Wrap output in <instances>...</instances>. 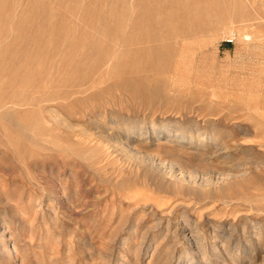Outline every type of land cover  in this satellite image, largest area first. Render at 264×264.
Returning <instances> with one entry per match:
<instances>
[{
  "label": "rangeland",
  "instance_id": "374dc122",
  "mask_svg": "<svg viewBox=\"0 0 264 264\" xmlns=\"http://www.w3.org/2000/svg\"><path fill=\"white\" fill-rule=\"evenodd\" d=\"M141 3L0 0L5 62L38 17L54 30L23 59L40 90L0 88L34 96L0 120V264H264V0L152 1L158 31L193 26L168 45L172 66L140 96L67 97L80 45L107 41L93 40L103 24L133 35ZM18 23L34 25L19 41Z\"/></svg>",
  "mask_w": 264,
  "mask_h": 264
},
{
  "label": "bare ground",
  "instance_id": "6f19581e",
  "mask_svg": "<svg viewBox=\"0 0 264 264\" xmlns=\"http://www.w3.org/2000/svg\"><path fill=\"white\" fill-rule=\"evenodd\" d=\"M141 1H142V3L139 5V9L142 10L143 14H139L134 19L137 26H134L133 30L130 31L133 33V35L129 32H126L128 34L116 32V30H120V31H126L127 30L125 26H120L122 24L121 22H117L118 25H113V24H111V25L106 24L105 25V24H103L102 26H99L95 30V36H97V35L98 36H102V35L105 36L106 35V37L109 38L107 41L97 43V44L94 41L93 44L92 45L90 44L89 47H87V48L85 46H88V45H85L86 44L85 42L82 45H80L78 43V45H80V48L77 50H79V53L81 51V53H80L81 56L80 55L78 56V53H77V56H76V54H75V56L73 55L74 58L69 59L72 57L71 55H70L71 57L67 58V61H68V59L72 61L73 59H75V57H77L76 59H80L78 57H82V59L80 61H77L76 63L74 62L75 64H73V62L71 63V61H68L74 65L73 66L75 69L74 71H76V73H78V74H77V77H75L73 79H71V76L69 75V79H71L70 80L71 82L68 81V82H70L69 85L67 84V82L64 81L65 78L63 79L64 84L66 83L68 85L65 87H67V88L70 87V90L66 94L67 97H71V96L78 97L79 95H83L86 93L89 94L88 92L91 91L92 89H97L99 91V94H104V93L109 94L111 92V90L115 89V88L116 89L121 88L129 94H132V95L137 94L140 96L149 90V88L151 86L150 82H153V81H150L149 76L151 74L148 75L149 72L154 73V74H161V73L165 72L166 67L172 66L171 60L169 58H170V55H173V54L171 53L172 50L168 49V45L175 46L174 42H176V44H177V38L176 37L179 34L185 33V35H187L186 33H188L189 31H191V32L194 31V30H192L193 26H190L187 29H183V27H181L182 25L179 27L178 26L179 24H177V25L174 24V26L178 27V28L173 27L174 28L173 30H175L177 32V35H175V37L171 36L173 34L172 32L167 33V32L158 31V26H157L159 24L158 17H153L151 15L150 2H152V1L155 2V6H153V7L156 10H164L168 7L169 3H172V2H174V4H176V6H178V5L182 6L181 5L182 0H141ZM142 17H145L148 22H156V23L144 26V25L140 24V20ZM38 19H40V18L38 17ZM38 19H37L38 24L36 25L34 22V24L36 26L34 28H31L32 30H30V31H29L30 27L34 26L32 23H27V24L18 23L17 25H15L16 29L19 31H16L18 33L14 34V39L18 40L17 37L18 36L20 37V34L26 35L28 31L30 32V34L28 33L27 36H29V37H27V38H29L31 40V42L36 43V45H38L39 41L43 38L42 36H44V32L47 33L46 35L48 36V38L52 37L54 30H53V32L50 31V29L47 30L48 26H46L47 24L45 23V21L41 22L39 20V22L43 23L46 26V28H44V29L41 28V25L38 22ZM48 23H49V21H48ZM167 23L168 24H166V25H165V23H163L162 26H164L165 28H169L171 23L170 22H167ZM29 24H32V26H29ZM49 24H51V23H49ZM53 26L54 25L51 24V27L53 29H55ZM198 27H199L198 24L194 25V29L195 28L197 29ZM1 28H2V26H1ZM3 28H5V26ZM13 28L15 29V27H13ZM91 32H93V31H91ZM0 34H1V32H0ZM6 36H7V33H6ZM59 36L61 37L60 39H63V31H61ZM86 36H84V38ZM98 36L96 38L93 37L95 39H93V38L92 39L96 40L98 38ZM82 37H80V40H84V38L81 39ZM4 38H5V36H4ZM52 38H50V39H52ZM102 38L104 39V37H102ZM102 38L100 37L99 40ZM246 38H248V37L246 36ZM57 39L60 40L59 38H57ZM30 40H28L26 43V45H27L26 49L24 50V48H23V50H21L22 52L24 51V53H25L24 56L28 52L27 51L28 45H29V43H31ZM172 40H173V43L171 42ZM0 41H1V39H0ZM20 41H23V37ZM37 41H38V43H37ZM89 41H90V39H89ZM164 41H169V44L163 43ZM40 42L41 43H39V44L44 45L42 43V41H40ZM96 42H98V40ZM8 43H10V42H8ZM90 43H92V42H90ZM2 44L3 43H1L0 45H2ZM58 44H59V42H58ZM9 45H8V47L6 46V48H2L3 46H0V71H1L0 72V88L3 87V90L4 89L13 90V88L16 86L24 88V86L31 84V86L29 88H31V90L34 91L33 93L38 92L40 90L39 84L42 83V81H40L41 78H39V80H33L29 76L27 77V74L22 73L23 68H25L27 66L26 64H28L26 62L27 61L26 56H25L26 57L25 60H23L24 56L22 57L23 58L22 60L20 59V63L15 62L16 60L13 61L10 59L5 62L7 54L12 52L10 50L12 48V45H14V43L11 46H9ZM30 45H32V48H31V46H29L30 49L33 50V44H30ZM36 45L34 46V48L39 46V45L38 46H36ZM42 45H40V46H42ZM24 47H25V45H24ZM51 47H54V48H51ZM51 47H50L51 49H49V48L46 49V47H44V49H46L45 52L55 54V52L59 51V50H57L55 45L51 46ZM38 48L40 49V47H38ZM38 48H36V49H38ZM69 48L72 50L71 46ZM74 50H76V49H74ZM100 50H101V52H100ZM67 51L70 52V50H67ZM169 51H170V53H169ZM40 52H42V51L40 50ZM73 53H74V51H73ZM18 54H19V52H18ZM28 55H29V53H28ZM30 55H31V52H30ZM32 55H33V53H32ZM21 56L22 55H20V58H21ZM37 56H38V53H37ZM10 57L13 58L14 56L10 55ZM17 57H18V55H17ZM65 60H64V64H65ZM32 62H33V60H32ZM35 62H37V61L35 60ZM68 62H67V64H68ZM29 63H31V62H29ZM35 64H37V63H35ZM38 65H40V64H38ZM66 67H67V65H66ZM28 68H26V69H28ZM38 68L41 69L40 66ZM64 69H65V71L67 70L66 68H64ZM36 70L37 69H35V71ZM64 72H63V74H64ZM2 74L6 75V77L4 79H1ZM37 74H39V73H37ZM66 74H69L68 70L66 71ZM64 76H66V75H64ZM67 77L68 76H66V78ZM66 80H68V79H66ZM43 85H44V83H43ZM44 88H45V86H44ZM92 91H94V90H92ZM95 92H96V94H98L97 91H95ZM33 93L32 94L30 93V94L33 95ZM3 95L4 94L0 95V120H3V121L6 120V122L9 124H13L12 121H15V120L11 121L10 116L13 117L12 111L10 110V108H7L6 105L7 104H12L14 106H15V104L22 105L27 101H30V103H31L33 101V98H34V96L29 97V99H25L22 96H20L19 98H17V96H16V98H15L14 97L15 95L13 96L12 94L11 95H5V96H3ZM65 97L66 96H64V98ZM77 101H78V99H77ZM37 105H38V103H37ZM2 248L0 246V251L2 250ZM1 255H5V254H1Z\"/></svg>",
  "mask_w": 264,
  "mask_h": 264
}]
</instances>
